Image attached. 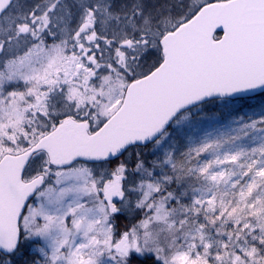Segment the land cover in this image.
Listing matches in <instances>:
<instances>
[{"label":"snow or ice","instance_id":"obj_1","mask_svg":"<svg viewBox=\"0 0 264 264\" xmlns=\"http://www.w3.org/2000/svg\"><path fill=\"white\" fill-rule=\"evenodd\" d=\"M0 264H264V0H0Z\"/></svg>","mask_w":264,"mask_h":264}]
</instances>
